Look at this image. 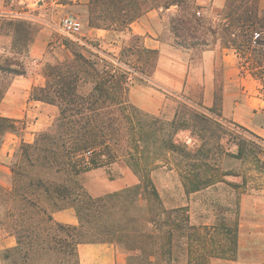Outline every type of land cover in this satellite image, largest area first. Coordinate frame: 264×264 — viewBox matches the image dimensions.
Here are the masks:
<instances>
[{
    "label": "trees",
    "instance_id": "obj_1",
    "mask_svg": "<svg viewBox=\"0 0 264 264\" xmlns=\"http://www.w3.org/2000/svg\"><path fill=\"white\" fill-rule=\"evenodd\" d=\"M172 6L176 11L169 13L167 28L174 45L199 51L216 45L231 48L241 72L264 88L260 0H224L212 17L201 16L206 6L197 0H88L85 20L89 27L123 29L151 9ZM62 44L64 58L44 65L45 83L31 92L33 99L57 106L58 115L31 143H19L10 163L9 187L0 184V226L15 237V245L1 253L3 264H80V243L119 245L133 264L235 260V217L193 224L187 205L164 204L151 177L156 168L175 170L187 194L224 182L231 173L221 172L216 164L218 145L207 146L202 135L196 148L175 139L179 129H210L212 118L184 101L171 119L143 112L128 99L131 81L139 79L116 69L85 44L69 39ZM15 128V121L0 116V146L4 134ZM245 131L248 134L238 136L236 152L226 155L247 160L248 175L253 171L264 176V146L257 135ZM120 159L138 181L92 196L81 174ZM252 181L243 176L235 187ZM69 207L77 224L53 219V211Z\"/></svg>",
    "mask_w": 264,
    "mask_h": 264
},
{
    "label": "crops",
    "instance_id": "obj_2",
    "mask_svg": "<svg viewBox=\"0 0 264 264\" xmlns=\"http://www.w3.org/2000/svg\"><path fill=\"white\" fill-rule=\"evenodd\" d=\"M70 1L79 5L88 2ZM210 2L214 8L221 7L224 0H197L201 5L208 3L209 6ZM64 5L59 0H0V116L16 123L15 131L6 132L0 146V184L5 187H9L10 163L19 143H31L35 134L47 129L58 115L57 106L33 99L31 92L35 86L44 85L43 67L55 57L52 54L55 51H50L51 30H57L58 26L50 22L47 11ZM175 11V6L151 9L123 29L88 26L82 32L85 45L100 55H108L104 52L108 49L113 56H118L124 39L135 36L144 48L156 51L151 74L132 80L128 89L129 101L143 112L163 115L169 109L173 117L175 109L167 105L171 98H176L205 111L216 107L214 111L223 117L264 134V120L261 122L256 117L259 113L264 116L260 82L249 73L241 72L239 58L231 48L216 45L200 50L194 58L192 50L174 45L165 33L169 13ZM35 25L36 33L32 31ZM86 40L95 45H89ZM58 47L64 50L63 44ZM104 172L101 168L86 172L88 177L83 184L92 196L138 181L128 168H121V176L112 180ZM241 211L243 220L238 227L237 249L257 250L260 257L250 260L249 264H264V194L244 195ZM52 216L59 223H78L70 207L53 211ZM7 236V246H14L15 237ZM77 252L80 264H133L126 260L125 250L114 244L80 243Z\"/></svg>",
    "mask_w": 264,
    "mask_h": 264
},
{
    "label": "rangeland",
    "instance_id": "obj_3",
    "mask_svg": "<svg viewBox=\"0 0 264 264\" xmlns=\"http://www.w3.org/2000/svg\"><path fill=\"white\" fill-rule=\"evenodd\" d=\"M59 1L65 5L62 7H52L51 11H47V13H49L50 22L55 23L58 26L59 19L63 15H71L81 21L83 26L82 32H85L86 28L88 27L85 20L86 4H70L68 0ZM207 4L205 5L206 7L204 9H200L202 17H212L215 12L221 8H211ZM260 4L262 7H264V0H260ZM37 30L38 28L35 25L32 31L36 33ZM82 32L79 37L85 43ZM165 35L168 39L173 40L172 35L169 31L166 32ZM51 37L53 38V41H51L52 49L50 51H55L54 53H52L55 57L54 60L50 63H54L56 60L63 59L65 56V52L58 46H60L65 39H71L61 34L58 29L51 30ZM86 41V43H88L89 45H95V42L93 41ZM104 52L108 53V55H100L101 57L105 58L107 62H113V64L115 63L114 67L116 69L120 71H126L129 77H131L132 79H139L140 76L144 77L150 75L156 57V54L148 51L147 48H144L141 45L140 40L135 36H129L124 39L118 56H115L120 59L119 63H117L115 60L113 61L111 57H109V54L113 56L112 51H108V49H105ZM199 52V50H192L194 58H197ZM261 91L264 96L263 87L261 88ZM171 99V102L175 101L176 103H171L169 101L167 107L171 105L174 107V109L179 103L183 102V100L181 99ZM196 109L207 113L212 118L209 122L210 129L203 131L202 133H198L197 129L193 133L190 131V129H179L175 134V139L178 142L185 143L189 148H196L201 143V141L199 140V135H202L206 140H208L207 146L214 145L216 148V145H218V149L214 150V152L216 153V164L220 167L219 170H221V172L228 171L231 174L225 175L223 177V179L225 180L224 182H218L202 189L201 191L188 194L186 193L182 185V180L175 170L171 171L167 170L166 168H156L151 172L152 180L155 183V186L158 189L166 206L187 205L190 221L193 224H210L214 222L215 218L235 217L237 219L239 227L243 216V212L241 211L242 197L246 194H264V190L262 189V186H264V176H256L253 171H251V173L248 175L251 170V164H249L247 160L228 156L226 155V153L236 152V142L238 140L239 134H248L245 130H248L257 135L260 138L258 139V141L263 146L264 134H257L253 132L249 128V126L240 124L232 118H225L217 111L208 112L198 107H196ZM171 112L169 114V109L168 111L166 109L163 114L164 117L166 119H171ZM256 117L261 122L264 120V116L262 113L257 114ZM261 158L264 159V154ZM97 168H101L102 170H104L106 178L110 180L116 179L117 177L121 176V168H128L132 172V170L122 159L114 162L108 167L102 166ZM134 176L137 178L135 174ZM243 176L248 180L253 181L251 183L249 182L245 187H235L236 184L241 183ZM87 177L88 175L86 172L81 174L83 182L86 181ZM248 219L249 214L246 215V220L248 221ZM7 234L11 235L0 226V264H3L1 258L2 251L8 247H12L7 246L9 243V240H7ZM257 256L260 257L257 250L246 247L240 251L239 249H237V257L235 260L227 261L223 259H214L211 260V264H249L251 262L250 260L255 259V257Z\"/></svg>",
    "mask_w": 264,
    "mask_h": 264
},
{
    "label": "built area",
    "instance_id": "obj_4",
    "mask_svg": "<svg viewBox=\"0 0 264 264\" xmlns=\"http://www.w3.org/2000/svg\"><path fill=\"white\" fill-rule=\"evenodd\" d=\"M58 30L64 36L70 38L71 40L79 43L85 44L79 35L82 32V23L81 21L71 15H63L58 22ZM87 152L85 155H88Z\"/></svg>",
    "mask_w": 264,
    "mask_h": 264
}]
</instances>
